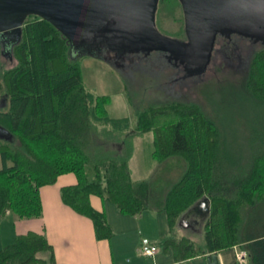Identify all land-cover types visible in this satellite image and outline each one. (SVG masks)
<instances>
[{"label":"trees","instance_id":"obj_1","mask_svg":"<svg viewBox=\"0 0 264 264\" xmlns=\"http://www.w3.org/2000/svg\"><path fill=\"white\" fill-rule=\"evenodd\" d=\"M18 31L13 42L3 39L10 43L6 52L0 41V57L15 62L0 72V95L6 100L0 127L10 137L0 140V219L6 212L16 219L38 218V190L67 174L75 183L60 188V200L91 222L96 239L106 238L109 230L102 213L89 205L90 196L129 216L163 211L169 226L205 197V249L237 247L245 253L243 264H264V133L248 158H233L221 151L217 128L197 106L149 107L132 131L152 135L150 156L158 165H175L166 163L151 180L133 182L130 152L123 156L108 148L109 142L128 140V120L108 117V97L83 88L78 62L68 57V40L35 16ZM244 85L256 100H264V48L251 57ZM172 167L179 168L175 179ZM178 245L189 247L184 241ZM50 250L42 236H17L0 249V264H46L36 254Z\"/></svg>","mask_w":264,"mask_h":264},{"label":"rangeland","instance_id":"obj_2","mask_svg":"<svg viewBox=\"0 0 264 264\" xmlns=\"http://www.w3.org/2000/svg\"><path fill=\"white\" fill-rule=\"evenodd\" d=\"M155 26L166 37L179 42L187 41L177 0H161L155 12ZM230 37L227 39L219 35L214 38L206 63L199 65L198 69L187 67V71L182 66L181 71L175 70L166 59H160L153 52L145 56L141 53L142 56L133 59L134 70L128 68L130 64L125 60L118 62L128 68L122 69L115 64L113 56L125 54L128 57L134 53L119 55L104 48L89 53L69 45L68 57L78 62L83 88L93 95L108 97V117L128 120L130 129L125 132L126 136L129 134L128 140L123 145L118 141L109 142L108 148L117 149L119 154L123 152V156L130 152L128 170L131 181H149L155 171L160 173L162 167H167L166 163L170 167L175 165L170 161L158 165L150 156L152 135H135L132 131L137 116L149 107L171 103L197 106L217 128L221 151L233 158H248L252 151H256V146H261L264 100L251 96L244 83L251 57L264 48V40L249 39L238 34H231ZM3 39L4 36L0 34L2 48L6 52L10 43ZM14 65L10 56L0 57V72ZM260 148V152H264L263 146ZM169 171L175 179L179 168L172 167Z\"/></svg>","mask_w":264,"mask_h":264},{"label":"water","instance_id":"obj_3","mask_svg":"<svg viewBox=\"0 0 264 264\" xmlns=\"http://www.w3.org/2000/svg\"><path fill=\"white\" fill-rule=\"evenodd\" d=\"M177 1L183 13L184 43L156 29L158 0H0V34L13 42L24 20L35 16L52 24L71 47L84 52L100 48L119 55L160 52L181 57L190 67L195 65L188 63H194L199 54L200 65L206 63L220 32L264 40V0ZM9 138L0 127V140ZM198 211L208 213L207 198L197 201L184 217H198ZM205 259L207 264H216L215 255Z\"/></svg>","mask_w":264,"mask_h":264},{"label":"crops","instance_id":"obj_4","mask_svg":"<svg viewBox=\"0 0 264 264\" xmlns=\"http://www.w3.org/2000/svg\"><path fill=\"white\" fill-rule=\"evenodd\" d=\"M5 101L0 95V109ZM74 183L73 176L67 174L41 187L38 218L16 219L6 212L0 219V249L11 245L17 236L33 233L42 236L51 249L36 254L46 264H207L205 258L209 255L216 256V264H236L237 247L217 252L205 249L203 229L208 213L201 215L199 211L198 217L194 214L186 218L185 211L169 226L163 211L146 210L129 216L109 202L90 196L89 205L102 213L109 230L106 238L96 239L91 222L60 200V188ZM141 240H147L157 252L151 257L141 256ZM181 241L186 247L188 244V249L178 245Z\"/></svg>","mask_w":264,"mask_h":264},{"label":"flooded vegetation","instance_id":"obj_5","mask_svg":"<svg viewBox=\"0 0 264 264\" xmlns=\"http://www.w3.org/2000/svg\"><path fill=\"white\" fill-rule=\"evenodd\" d=\"M157 5H158V2H157ZM179 6H180V4H179ZM180 10H181V6H180ZM181 14L183 16L182 10H181ZM183 28H184V19H183ZM231 34L234 35L236 33H233V32H220L218 35L215 36V38L219 37V35H220V36H223V37H226L227 39H229V38H231L230 37ZM184 42H182V43H184ZM152 54L158 55L157 57H159V58L161 57L162 59H166L167 63H169L171 65V67H173L177 71H181V66L184 68V70L186 69V71L188 70V68H190V66H188L187 63L181 59V57H176V56L169 57L167 54L160 53V52H155V53L153 52ZM124 55L123 56H113L116 59V60L114 59L116 61L115 64H118V66L122 67V69L127 67L125 65H119V63H121L122 61L125 60L124 62H127L128 64H130L131 67L129 66L128 68L132 69V66L135 65V61H133V59H135V58L138 59V57L142 56L141 53L129 54L128 57H126L127 55H125V56ZM143 56H145V55L143 54ZM199 56H200V54L195 57V59L193 61L194 63H188V64L195 65L194 67H191V68L198 69V66L200 65V62H201L200 59H199ZM171 61L172 62L175 61V62L171 63ZM128 68H126V69H128ZM132 70H134V69H132Z\"/></svg>","mask_w":264,"mask_h":264},{"label":"built area","instance_id":"obj_6","mask_svg":"<svg viewBox=\"0 0 264 264\" xmlns=\"http://www.w3.org/2000/svg\"><path fill=\"white\" fill-rule=\"evenodd\" d=\"M157 252L156 247L149 244L147 240H141L139 253L143 257H151ZM245 259V253L241 250H237L235 254L236 264H243Z\"/></svg>","mask_w":264,"mask_h":264}]
</instances>
